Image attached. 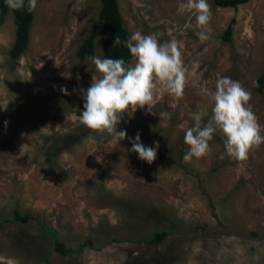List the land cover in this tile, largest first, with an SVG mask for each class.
<instances>
[{
	"label": "rangeland",
	"instance_id": "374dc122",
	"mask_svg": "<svg viewBox=\"0 0 264 264\" xmlns=\"http://www.w3.org/2000/svg\"><path fill=\"white\" fill-rule=\"evenodd\" d=\"M117 2L130 35L180 41L185 65L199 62L197 73L181 99L160 91L152 113L125 115L124 140L96 135L77 116L81 89L97 73L76 51L99 0H37L26 51L16 60L8 55L15 31L9 9L0 25V101L9 102L0 109V220L10 221L0 225V264H264V145L236 161L217 133L209 155L183 159L191 114L211 112L205 90L214 91L220 77L251 92L264 128V90L253 83L264 72V0L236 8L208 0L211 34L204 43L195 18L178 9L185 0ZM94 56L102 58L98 40ZM137 133L146 147L159 143L151 165L131 151ZM15 209L33 219L13 221ZM38 221L56 231L68 254L52 249ZM160 230L169 233L152 243ZM85 241L91 244L80 247Z\"/></svg>",
	"mask_w": 264,
	"mask_h": 264
},
{
	"label": "clouds",
	"instance_id": "9594fccd",
	"mask_svg": "<svg viewBox=\"0 0 264 264\" xmlns=\"http://www.w3.org/2000/svg\"><path fill=\"white\" fill-rule=\"evenodd\" d=\"M12 11H35L37 0H4ZM181 13H189L195 18L197 36L204 43L211 34V5L208 0H185L178 5ZM123 44L129 51L131 61L122 58H101L90 56L97 75L92 76L90 87L81 89L84 100L83 110L77 116L79 123L91 133L109 138L124 140L126 130H119L124 116L132 117L137 110L147 109L152 113L157 93L166 92L175 100L183 97L189 76H194L199 62L191 68L185 65L182 44L173 39L161 43L157 34L133 32L122 41L117 35L114 46ZM258 86V85H255ZM66 92V89L63 90ZM212 101L211 112L200 110L191 114L194 124L185 130L184 143L188 151L185 162L207 156L211 152L210 141L219 133L224 142L226 155L236 161H246L251 152L264 145V128L250 103L251 92L242 83L224 76L217 79L215 90H205ZM9 102L0 101V109L7 111ZM171 118L170 113H161ZM131 151L138 158L151 165L157 158L159 143L146 147L137 133L129 138Z\"/></svg>",
	"mask_w": 264,
	"mask_h": 264
},
{
	"label": "trees",
	"instance_id": "16d2710c",
	"mask_svg": "<svg viewBox=\"0 0 264 264\" xmlns=\"http://www.w3.org/2000/svg\"><path fill=\"white\" fill-rule=\"evenodd\" d=\"M248 0H213L214 4L220 7H233L246 3ZM100 9L96 20L91 26L90 32L79 44L76 55L80 62L88 59L90 56H94L95 42L99 41L102 51V58H122L127 62L131 60L129 51L123 44L115 47L114 40L117 35L124 41L130 37L128 29L124 26L122 14L119 9L117 0H99ZM8 8L5 5L4 0H0V25L3 23L5 16L8 12ZM14 21L15 31L13 44L8 51L10 60H16L22 56L27 48L29 39V30L33 20V13L24 11H12L10 10ZM231 21L226 27L222 38L229 40L232 32ZM254 87L257 92L264 90V72L256 77L253 81ZM258 85V86H255ZM33 216L29 213H22L18 210H14L13 221L20 223H27ZM10 220H0V225ZM41 232L47 233L52 237V249L61 255H66L70 252V248L67 247L62 241L56 237V231L52 228H46L41 221H38ZM169 232L167 230L156 231L152 234L150 241L152 243H159L162 241ZM90 241H85L80 244V247L90 245Z\"/></svg>",
	"mask_w": 264,
	"mask_h": 264
}]
</instances>
